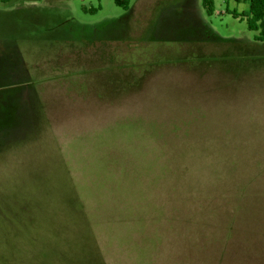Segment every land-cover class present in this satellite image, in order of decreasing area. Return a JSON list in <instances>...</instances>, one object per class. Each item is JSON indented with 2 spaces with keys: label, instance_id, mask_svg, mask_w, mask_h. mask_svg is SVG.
I'll list each match as a JSON object with an SVG mask.
<instances>
[{
  "label": "rangeland",
  "instance_id": "374dc122",
  "mask_svg": "<svg viewBox=\"0 0 264 264\" xmlns=\"http://www.w3.org/2000/svg\"><path fill=\"white\" fill-rule=\"evenodd\" d=\"M213 2L0 0V264H264V41Z\"/></svg>",
  "mask_w": 264,
  "mask_h": 264
},
{
  "label": "trees",
  "instance_id": "16d2710c",
  "mask_svg": "<svg viewBox=\"0 0 264 264\" xmlns=\"http://www.w3.org/2000/svg\"><path fill=\"white\" fill-rule=\"evenodd\" d=\"M116 4L129 8V0H115ZM202 5L207 14H212L214 11L213 0H201ZM235 17L239 14L233 12ZM247 26L250 30L257 31L255 39L264 41V0H250V14L247 16Z\"/></svg>",
  "mask_w": 264,
  "mask_h": 264
}]
</instances>
